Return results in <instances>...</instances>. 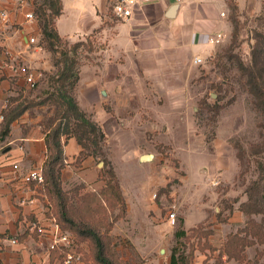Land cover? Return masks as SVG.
<instances>
[{"label": "crops", "instance_id": "1", "mask_svg": "<svg viewBox=\"0 0 264 264\" xmlns=\"http://www.w3.org/2000/svg\"><path fill=\"white\" fill-rule=\"evenodd\" d=\"M39 1L0 0V11L8 13V20L0 23V116L5 118L26 108L27 99L35 97L28 76L33 75L37 83L44 74L55 73L53 55L42 44ZM60 1L63 10L55 26L61 38L85 37L96 31L105 35L106 67L100 69L99 76L95 72L92 78H81L79 87L82 92L100 93L107 104L112 100L118 110L125 109L124 114L116 112L123 122L134 120L125 108L129 102L134 103L130 98L138 104L158 100L165 107L188 105L190 96L186 92L191 91L197 74L194 59L204 60L212 53L216 45L210 43L211 36L222 33L225 40L229 36L231 4L240 11L246 7L257 10L260 5V0H198L181 6L174 0H154L138 6L129 21L109 23L110 0ZM29 13L34 14V20L27 19ZM31 38L37 44H31ZM179 75L187 82H179ZM127 91L131 96L125 98ZM85 102L79 105L88 114L109 116L102 104L95 108L94 101ZM32 110L26 108L15 118L4 139L1 138L4 120L0 121V264H53L61 257L60 252L48 248L54 232L53 220L48 216L49 199L40 192V184L25 181L29 172L45 166L49 154L44 116L37 108L34 110L37 113ZM150 130L148 127L142 133ZM63 144L68 163L62 170L63 187L70 189L84 182L92 190L103 188L100 164L88 157L80 166L75 165L81 146L76 138H64ZM116 146L113 165L128 205L127 219L113 231L117 250L128 246L124 244L127 237L134 251L150 256L144 264H171L173 250L185 237H176L178 229L153 198L156 188L164 185L163 177H157L155 154H145L124 142ZM145 156L150 158L146 160ZM213 170H224L221 175L226 179L227 166L221 159ZM208 194L183 197L177 204L183 221L181 230L187 237L200 226L201 231L211 232L208 237L200 236L202 232L193 236L195 251L188 264H237L221 251L228 235L245 226L246 216L239 210L245 200L231 201L233 209L223 210L220 205L224 196L210 194V190ZM219 215L226 221L219 222ZM33 219L44 228V235L36 236L29 230L27 223ZM149 242L153 247L145 246ZM257 246L247 248L248 259L252 258L250 249Z\"/></svg>", "mask_w": 264, "mask_h": 264}, {"label": "rangeland", "instance_id": "2", "mask_svg": "<svg viewBox=\"0 0 264 264\" xmlns=\"http://www.w3.org/2000/svg\"><path fill=\"white\" fill-rule=\"evenodd\" d=\"M48 5V0L39 1L38 11L42 18L41 23L44 22L42 14L51 16V13L47 11ZM231 6L233 7V4ZM232 9L229 16L231 25L229 36L216 45L212 53L200 65H196V78L192 81L191 91L186 92L190 96L188 105L165 107L158 100L138 104L130 98L129 101L134 103L129 102V106L125 108L134 120L129 119L130 122H123L120 117H117L116 112L120 111L124 114L125 109L118 110L112 100L107 104L100 93L90 90L82 92L79 87L81 78H89L95 72L99 76L100 69L105 68L107 64L108 42L105 40V35L96 31L85 37L61 38L55 41L54 46H51L47 40H43L42 44L48 51L51 48L54 49L50 52L54 58L55 73H46L37 81L32 87L35 97L27 99L26 107L33 109L32 113H37L34 110L38 109V113L44 116L45 127H56L57 124L70 126V131L76 137H81V133L74 132L75 124L81 121L68 114L69 118L65 115L66 108L61 106V103H57V94L67 92L78 105L85 100V104L88 100L94 101L95 108L99 107L98 104H102L109 113L108 117L97 112L90 115L79 105L87 118L94 122L104 134V139L101 141L92 135V140H96L98 144L86 150L97 156L93 157L96 164L108 163L106 167L105 163L100 166V170L105 167V173H101L99 179L106 183V172L115 171L113 164L117 157L115 153L118 142H124L130 147H138L145 154H155L153 163L156 164L157 177H163L164 185L156 188L154 194H157V197L153 198L165 214L176 213L175 229L180 227L181 220V213L176 211L175 206L179 205L178 202L182 201L183 197L200 193L209 195L208 190H210V194L216 193L220 198L224 196L220 205L223 210L233 209L231 201L244 199L245 201L241 204L245 206L251 200V214H247V207H244L243 213L247 220L245 226L239 229L247 225L253 227L259 235L256 240L260 244L250 249L251 259H248L246 250L245 259L237 264H264V104L261 105L253 91L250 77L252 72L262 73V79L260 78L259 82L263 85L264 0H260L257 10L252 7L248 9L246 7L242 11L237 7ZM112 22L123 21H119L110 13L109 23ZM67 59L66 64L74 66V72L79 75L74 88L71 87V84L75 82L74 79L57 81L59 68L63 66L65 68L66 65L63 64ZM130 65L133 66L132 63ZM171 78L174 81L175 76ZM179 79V82H187L182 75H179ZM125 94V98L131 96L128 91ZM148 127L151 130L142 133L143 130L147 131ZM219 159L227 166L226 179L221 175L224 170H213L214 164H217ZM201 167L206 168L207 171L201 170ZM77 186H80L81 194L78 192L80 195H75L77 191L75 190L71 194L72 203L70 204L75 206L76 214L82 215L83 211H86L85 216L77 221L101 234H105L108 228L111 229L109 236L112 239L113 254L109 252L107 254L115 261L114 264L146 263V259L150 256L134 251L131 248L133 247L131 240L127 237L124 244L128 246L122 249L117 250L114 242L113 231L116 225L126 220L128 216L125 197L123 209L114 198L103 201L101 204H94L91 209L89 206L81 208L82 199L80 198L86 192L93 190L89 189L84 182L70 189L63 188L65 191H71ZM205 187L207 192H203L206 190ZM221 218L225 219L219 215L218 220ZM200 227L203 228V226ZM192 238L193 236L185 237L183 241H180L178 248L186 251L193 249V244L196 242L193 243ZM79 246L84 255L85 264L88 262L96 264L92 245L84 242ZM145 246L151 248L153 244L149 242L145 243ZM198 247L203 249L201 244ZM163 250H166L164 246ZM158 251L159 248L154 255L157 256Z\"/></svg>", "mask_w": 264, "mask_h": 264}, {"label": "trees", "instance_id": "3", "mask_svg": "<svg viewBox=\"0 0 264 264\" xmlns=\"http://www.w3.org/2000/svg\"><path fill=\"white\" fill-rule=\"evenodd\" d=\"M48 2V9L50 10L51 16H48L45 13L42 14L44 17V22L42 23L43 40H47L51 46H54L55 41H59L61 39L60 35L56 30L55 20L62 14L63 8L60 0H48ZM232 8L236 9L235 6H233ZM44 11L46 12V10ZM37 13L40 19L42 20L39 11ZM50 51L53 52L54 49L51 48ZM66 62L68 63V59L65 60V64H63L66 65L65 68L64 66L59 68V78L57 81L59 82L61 79L65 81L74 79L75 82L71 84V87L74 88V86L79 80V75L78 73L74 72V66H69L66 64ZM250 77L253 91H255L258 100L262 105L264 104V80H262L263 85H261V82H259V79H262V73L254 74V72H252L250 73ZM56 97L57 103H61V106L66 108L65 115L68 114L70 116L75 117V119H77L78 121H81V123L78 122L75 124L74 132L77 134L81 133L82 136L76 137L74 133L70 131V126H63L62 124H57L56 127H45V131H47L48 133L47 144L49 154L47 162L42 168L44 182L40 184V192L43 195L47 196L49 199V204L47 205V207L49 208L48 216L50 219L56 221L62 231L71 233L75 237L78 244L88 242L92 245L95 256L94 260L97 262L94 263L114 264L115 261L110 258L107 254L108 252L113 254L112 239L109 236V232L111 229L108 228L105 234H101L96 230L81 225L77 221V219H82L85 216L86 211H83L82 215L76 214L75 206L70 204L72 203L71 194L75 192V190H77L75 192V195H78L79 193L81 194V188L80 186H77L71 191H65L63 188L62 181V170L68 164L66 162L67 158L64 153L63 139L76 138L82 150L80 155L77 157L75 165L80 166L82 162L88 157H97L95 154L86 151L91 149V146H97L98 144L96 140H92L91 136L95 135V137L99 138L101 141L104 139V134L94 122L87 118L85 113L81 111L75 99L72 96H69L67 92L63 94H57ZM24 109L16 111L15 114L9 115L7 118H5L4 116V124L1 131V138L4 139L6 136L9 135L13 121L19 114L23 112ZM68 115L67 117L69 118ZM104 163L106 167L108 163ZM105 167L100 171V175H102L101 173H105ZM106 175L107 179L103 188L93 190L92 192H86L83 197L80 198L82 199L80 203L81 208L89 206V209H91L94 204H101L103 203V201H108L112 198H114L115 202L118 203L122 209L124 208L125 199L122 194L119 180L115 171L109 170L108 172H106ZM250 206L251 200H249V202H247L245 206L244 204H241L239 210L243 212L244 207H247V214H251ZM76 215L79 216L76 217ZM30 221L36 220L33 219ZM225 221V219H219V222ZM182 224L183 221L181 219L180 227L176 232L177 238L182 236L187 237L185 232L181 230ZM201 230L202 227L195 229L193 231L192 236L198 235L200 232H202V234L200 233L199 235L203 237H208L211 234V232L209 231L203 232ZM32 233L36 236H39L38 232ZM258 237L259 235L253 230V227L247 225L245 228L239 229L236 233L228 235L227 241L225 242L222 248L221 254H225L228 257V260L235 259L236 261L240 262L245 259V253L247 248L260 244V242L256 240ZM194 251V249H191L189 254L186 255V250L175 248L171 255V264H188L190 259L193 258ZM87 264H89V262Z\"/></svg>", "mask_w": 264, "mask_h": 264}, {"label": "built area", "instance_id": "4", "mask_svg": "<svg viewBox=\"0 0 264 264\" xmlns=\"http://www.w3.org/2000/svg\"><path fill=\"white\" fill-rule=\"evenodd\" d=\"M154 0H110V9L115 18L119 21H129L135 13V10L138 6H142L144 4L152 3ZM178 6L184 5L190 2H196L198 0H174ZM28 20H34V14H27ZM8 20V13L6 11H0V23ZM225 40V35L222 33L215 34L209 38L210 43L214 45H218ZM31 44H37V40L35 38L30 39ZM203 62V59L200 57H196L194 59V63L196 65H200ZM28 83L35 86L36 80L32 75L27 77ZM4 120V116H0V121ZM25 181L27 183L35 182L37 184H42L44 182V177L42 173V169L34 170L29 172L25 176ZM154 198L157 197V194L153 195ZM178 207V206H177ZM175 206L176 211L178 212V208ZM168 219L171 225L174 227L177 224V216L175 212H170L168 215ZM28 228L31 232H38L39 236L44 235V228L36 221H29ZM54 232L52 234L53 239L49 244V251L51 252H60V259L53 264H84V255L80 250V246L77 243L75 237L69 233L61 230L59 225L53 220ZM16 243V241H13Z\"/></svg>", "mask_w": 264, "mask_h": 264}, {"label": "water", "instance_id": "5", "mask_svg": "<svg viewBox=\"0 0 264 264\" xmlns=\"http://www.w3.org/2000/svg\"><path fill=\"white\" fill-rule=\"evenodd\" d=\"M178 6V5H177ZM146 160H148L150 157H148V156H145L144 157ZM104 165V163H100V166H103Z\"/></svg>", "mask_w": 264, "mask_h": 264}]
</instances>
